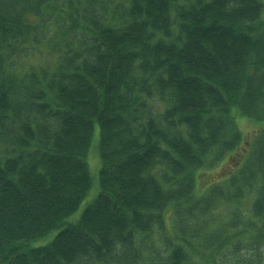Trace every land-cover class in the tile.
Here are the masks:
<instances>
[{
    "label": "trees",
    "instance_id": "16d2710c",
    "mask_svg": "<svg viewBox=\"0 0 264 264\" xmlns=\"http://www.w3.org/2000/svg\"><path fill=\"white\" fill-rule=\"evenodd\" d=\"M239 118L264 120V0H0V264H257Z\"/></svg>",
    "mask_w": 264,
    "mask_h": 264
},
{
    "label": "rangeland",
    "instance_id": "374dc122",
    "mask_svg": "<svg viewBox=\"0 0 264 264\" xmlns=\"http://www.w3.org/2000/svg\"><path fill=\"white\" fill-rule=\"evenodd\" d=\"M239 122V127L241 129V131L243 132V135L245 137V143L251 141L254 137V134L256 133V131H263L264 130V120L263 121H252L248 118H239L238 119ZM94 139H93V149L89 154V166H90V170H91V174H92V178L93 179V186L87 196V198L83 201V203L81 204V206L79 207V209L73 214L71 215L68 219L67 222L68 223H76L77 221L80 220V217L84 211V209L86 208V206L90 203H92L96 197L98 196L99 193V172H100V162H99V156H98V152L97 149L95 148L98 144L99 141V129L98 127H96L95 132H94ZM242 143L240 150H247L248 146ZM234 161V160H233ZM235 162V161H234ZM234 162H231L229 164H227V168H222V164L216 166L214 169L212 170H204L202 172L201 175H199L198 177V183L200 184L201 182V186L203 187H208L211 184L219 181L220 179H224L225 175L232 169ZM204 188V189H205ZM199 190V187H198ZM216 215L219 218H226L227 214H225V211L222 207H219V210L216 212ZM57 231H53L51 234L38 239L37 241L33 242V246H41V245H45L47 243H49L54 236L56 235ZM258 248L254 249L257 250ZM241 255H243V257L245 259H250L253 258L255 259V262L257 264H264V251L263 250H259L256 251L254 253H251L248 251L247 248H244L240 251Z\"/></svg>",
    "mask_w": 264,
    "mask_h": 264
}]
</instances>
